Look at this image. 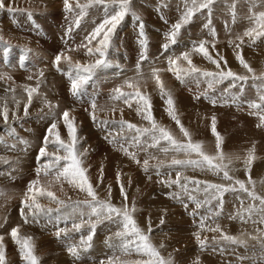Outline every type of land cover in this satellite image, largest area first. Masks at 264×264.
<instances>
[{"label":"rangeland","instance_id":"rangeland-1","mask_svg":"<svg viewBox=\"0 0 264 264\" xmlns=\"http://www.w3.org/2000/svg\"><path fill=\"white\" fill-rule=\"evenodd\" d=\"M70 2L75 9L76 0ZM79 3L84 4L86 0H79ZM4 4L5 7L0 8V38L3 41L0 43V112L6 106L9 119L5 122L0 115V235L4 236L6 264H26L10 235L14 227H19L20 236L32 238L39 264H107L109 258L114 264H132L137 259H147L135 251L125 254L114 247L120 243L114 235L120 226L103 217L96 223L91 247L78 248L79 258L70 255L68 247L79 246L81 237L86 238L91 231L88 223H84L80 231L72 228L74 222L88 219L90 209L82 202L91 198L67 183H63V191L59 184L51 186L64 204L37 197L45 213L51 209L50 213H38V218L33 219L24 208L29 183L37 179V169L48 159L41 158L39 152L45 146L51 124L56 123L61 138L68 141L62 119L65 111L74 118L77 148L84 154V167L98 198L110 201L117 208L127 205L131 210L134 206L133 215L139 226L147 230L151 223L152 243L163 257H170L173 264H264V247L259 240L251 239V236H260L257 229L264 230V224L253 223L264 215L259 200H252L234 180H225L223 172L215 174L206 167L172 165L173 158L186 159L184 154L171 150L165 141L149 147L152 143L150 134L140 135L127 128V123L140 128L150 127L149 122L137 114L136 103L133 101L129 107L123 99H112L114 89L118 87L123 86L125 93L134 91L124 82L137 77L136 66L144 51L141 41H146L148 60L141 65L143 78L137 79L140 80V91L151 99L152 115L158 125L170 130L177 140L186 142L180 127L168 115L166 100L150 78L152 67L164 70L160 72L161 79L171 91L176 114L193 141L202 142L209 154L216 153V138L211 131L212 117H215L217 132L223 139L222 150L233 157L231 163L227 159L223 161L228 165L230 175L244 181L249 191L264 197V122L260 120L264 113L249 106L251 102L259 103V96L264 94V79H252L253 75L260 77L264 74V38L253 43L244 37L243 44L237 39L253 26L252 13L264 11V0H214L210 12L208 9L197 11L187 24L182 25L174 44L169 41L168 34L192 7L191 0H131L132 11L112 36L106 64L93 69L92 79L80 95H73L71 91L68 70L77 61L88 65L94 64L98 58L88 54L87 48L81 45H87L86 37L105 18L104 7L94 5L86 15L79 17L78 9L73 12L65 10L64 0H4ZM213 30L215 35H212ZM201 41L207 42L206 48L212 58L220 61V69L193 50V45ZM5 43L11 49L7 58L2 55ZM166 43L167 51L162 47ZM237 44H240L239 48ZM94 45L95 41L88 47ZM184 52L189 53L193 65L201 73L231 70L249 79L247 82L237 81L236 87H231V79L212 83L209 87L211 78L202 74L178 80L167 71L168 59L180 57L178 65L187 69L189 65L182 59ZM238 53H242L253 72L241 66ZM58 54L70 56L72 63L62 59L58 69L54 63ZM23 58L27 59L26 62ZM29 88L37 89L30 104ZM92 101L97 104L95 122ZM121 120L126 122L123 127L119 123ZM54 135L55 130L52 136H48L47 151L50 154L56 152L57 146L52 143ZM114 141L122 143L128 153H135L140 163L130 158ZM164 147L169 148L167 153L162 151ZM253 147L256 159L249 173L243 158ZM57 154L63 155V152ZM236 156L241 159H235ZM192 158L197 159L194 155ZM145 159L149 160L147 171L143 166ZM178 172L179 184L170 183L176 180ZM249 179L253 183H249ZM40 180L41 185L48 187L43 173ZM192 180L201 183L196 185ZM204 182L230 185L236 190L224 193L221 208L218 200L210 199L214 190L204 192ZM121 184L127 193L126 201L121 195ZM206 199L210 202L203 203ZM196 201L202 206L197 208ZM78 202H81L79 207ZM250 205H255L251 219L245 211ZM22 208L27 223L21 215ZM238 212L243 214L244 220L237 215ZM202 217L206 225L203 231L200 230ZM92 219L95 221L96 217ZM216 226L223 233L244 240L246 247L224 241L219 232L207 230ZM65 228L67 236L61 232L58 237L57 231ZM198 231L202 239L207 237L206 248L202 249L195 238L194 233ZM161 244L164 245L162 248Z\"/></svg>","mask_w":264,"mask_h":264},{"label":"snow or ice","instance_id":"snow-or-ice-1","mask_svg":"<svg viewBox=\"0 0 264 264\" xmlns=\"http://www.w3.org/2000/svg\"><path fill=\"white\" fill-rule=\"evenodd\" d=\"M192 7L188 8L184 15L182 16L180 22L176 23L170 33L168 34V39L171 43L176 42V36L179 33L183 24H187L191 18L195 15L197 11L202 9H208L211 11V5L214 3V0H191ZM131 0H86V3L80 4L79 0H76L75 9H78L79 12L77 15L79 17H83L86 15L87 10L94 5H101L105 10V18L103 21L92 31V33L86 37L87 45H81L82 47H86L88 54L97 55L98 58L95 60L94 64L84 65L80 62H76L74 66L70 67L68 70V76L71 80V91L73 95H80L83 92L84 86H86L93 76V69L99 67L101 65L106 64V54L107 50L111 45L112 36L115 33L117 26L121 23V21L128 15L129 12L132 11ZM5 7L4 0H0V8ZM64 7L67 12H73L75 9L73 8V4L70 0H64ZM109 8L112 9L109 12ZM133 15H135L133 13ZM139 19V17H136ZM253 26L249 27L244 31L241 36H237V39L240 41V44L244 43V37H247L253 43L260 39L264 38V11H260L258 13L253 12L251 16ZM77 26L79 25V20L76 21ZM141 35H143V24H140ZM212 35H215L214 30L212 31ZM95 41L94 47H88L89 45H93ZM2 38H0V43H2ZM142 47L144 51L141 53V57L138 60L136 66L137 77L143 78V72L141 65L144 61L148 60L147 56V44L146 41H141ZM206 41H201L198 44L193 45V50L203 54V56L208 59L211 63L215 64L218 69H220V61L217 59H213L209 54L206 48ZM240 44H237L236 47L239 48ZM215 45L213 44V47ZM163 49L167 51L168 44L162 45ZM11 51L10 47L5 43L3 55H7ZM26 55V54H25ZM67 60L70 64L72 63L70 56H63V54H58L55 57V65L59 69V65L61 60ZM180 57L169 58L168 64L169 67L167 71L172 72L178 80L183 81L185 77L192 76L194 74H202L204 77H210L211 81L209 82V87L212 86V83L222 82L225 79H231L232 85L231 87H236V82H247L249 79L248 76L238 75L233 73L231 70L228 71H219L217 73L204 71L201 73V70L193 65L192 60L190 59L189 53L184 52L182 54V59L187 62L189 67L187 69L181 68L178 65V60ZM222 59V57H221ZM237 59L239 60L242 67L248 70V72H253V69L249 66V64L245 61L242 53L237 54ZM227 62L225 61V64ZM164 71L163 69L152 67L150 72V78L155 81L162 98L166 100L167 104V112L168 115L176 122V124L180 127V131L183 133V136L186 138V142H181L177 140L170 130L158 125L156 120L152 115V105L151 99L148 95L143 94L140 91V80L137 77H131L124 82V84L129 89H133V92L125 93L122 91V87H118L114 89V95L112 99L121 100L127 104L129 107H132V102L134 101L137 105V114L142 115L144 119H146L150 127L148 128H140L135 124L127 123V128L129 130H135L136 133L140 135L150 134L152 143L149 144V147H156L161 143V141L167 142L168 145L171 146V150L177 153H183L186 159H177L173 158L171 160V164L174 166L181 167H201L207 168L215 174H219L223 172V178L228 181H233L235 184L239 185V189L243 192H246L252 200H259L260 202V211L264 213V197L258 196L254 191H249L246 187L245 182L239 179H235L232 175H230L228 170V165L224 164V160H228L229 163L232 162L233 157L226 155L222 150L223 139L216 129V120L215 117H212V127L211 131L216 138V153L209 154L206 152L204 145L202 142L193 141L190 132L183 127L181 124L177 114L174 103V98L172 96L171 91L167 90L163 80L161 79L160 72ZM43 73H41V76ZM252 79H264V74L260 77L253 75ZM243 86L240 87V92H243ZM36 88L27 89L28 93V103H31L33 93H36ZM258 102H251L250 107L254 109H258L261 113H264V94L259 96ZM215 100L212 101L215 104ZM51 106V105H50ZM91 107L93 109L92 119L96 121L95 112L97 110V104L95 101L91 102ZM102 110V109H101ZM25 115H27V106L25 107ZM115 111V108L112 109ZM5 122L8 121V109L5 106L3 111L0 112ZM62 119L67 128L68 132V141L63 140L57 130V124H51L48 129V136H52L55 130L54 143L56 147V152L49 153L47 151V145L49 143L48 136L45 137L44 144L45 146L40 149L39 156L41 158L48 157L47 161L41 165L40 168L37 169V179L33 180L29 183L28 191L26 193V198L23 201L24 208H27L29 213L32 214L33 219H37L38 213L48 214L52 210L48 209L45 213L42 205L37 201V197H47L52 201L57 202L59 204H64V201L59 200L56 192L51 190V186L55 184L60 185V190L63 191V183H67L69 186L78 189L81 192H85L88 197L91 198L90 201H84L83 206L90 209L88 213V219L85 221L81 219L80 223H73L72 228L76 231H80L81 227L84 223H88L91 226V231L87 235V237H81L80 245H71L68 247V252L70 255L79 258L78 248L83 247L85 249L91 247V241L93 239V234L95 231L96 223L100 222V219L103 217L105 219L113 220V222H117L120 226V230H118L114 235L120 241L119 245H114V247L119 248L125 254H130L132 251L140 257H147V259H137L132 264H173L172 259L169 257L166 259L163 257L159 251V249L152 243L151 240V232L152 227L151 223L147 227V230L142 229L137 220L135 219L133 213L136 211L133 206L131 210L127 207V205L122 208H117L112 205L108 200H100L98 195L89 180L87 175V169L84 167L83 153L78 151V137H77V129L75 126L74 118H70L69 113L65 111L63 113ZM260 120L264 122V114L260 115ZM101 123L106 124L107 121H102ZM121 126L126 123L123 120L119 122ZM22 143H25L21 141ZM114 143L118 144L120 149L124 151L126 154L130 156L136 163H140L138 159H136L135 153H128L127 149L124 147L122 143L119 141H114ZM63 152V155L57 154L59 152ZM163 152L167 153L169 151L168 147H164L162 149ZM193 155L197 157V159H193ZM235 159H241L239 156H236ZM256 159L255 156V148L248 150L246 157L243 158V163L245 165L246 171L250 173L252 164ZM63 161V163H61ZM143 166L145 171L148 170L149 160L145 159L143 161ZM158 167V166H157ZM43 173V176L48 181V187L41 185L40 175ZM102 179V174H101ZM120 174H117V180L119 181ZM180 182V173H177V178L175 181H171L170 183ZM193 184L199 185L200 181H191ZM249 183H253L251 179L248 181ZM205 183L204 192L209 193L210 190H214L210 193V199L218 200L220 207H223V195L228 191H235L236 189L231 187L230 185L223 184H208ZM121 195L124 196L125 201L127 200V193L124 189V185L121 184ZM182 188H185V185H181ZM109 195H111V187L109 186ZM195 200V197H192ZM31 201V203H29ZM210 200L206 199L203 203H209ZM81 202L77 203V207L80 206ZM197 208L201 207L202 204L200 201H196ZM24 208L21 209V215L24 216L25 222H28L27 216L24 213ZM255 210V205H250L245 209L248 213V218H252V214ZM81 217L84 216V212L81 211ZM240 216L241 220H244V216L242 213H237ZM92 217H96V220L93 221ZM234 218V217H230ZM204 219L201 218L200 230L203 231L206 229V225L204 224ZM247 222V221H244ZM161 224L164 223L163 219L160 221ZM253 223L264 224V215L257 220H253ZM207 230L212 232H219L222 239L234 245H240L246 247V242L242 239H239L236 236L227 235L222 232L219 226L207 228ZM61 232L67 236L68 230L60 229L57 231L56 235L59 237ZM257 232L260 233V236H251L253 240H259L261 246L264 247V230L257 229ZM11 238L15 244L19 246V250L21 253V257L26 261V264H39V259L35 255V245L31 237H22L19 235V227H14L10 232ZM195 238L200 245V247H207V237L201 238L200 231L194 233ZM164 245L161 244L162 248ZM6 248L4 244V236L0 235V264H6ZM238 259L243 260L244 257H238ZM116 261H119V257H116ZM107 264H114L113 259L109 258ZM128 264V262H125Z\"/></svg>","mask_w":264,"mask_h":264},{"label":"built area","instance_id":"built-area-1","mask_svg":"<svg viewBox=\"0 0 264 264\" xmlns=\"http://www.w3.org/2000/svg\"><path fill=\"white\" fill-rule=\"evenodd\" d=\"M121 65H123V64H121ZM87 87H88V85H87ZM88 91H89V89H88ZM90 91H92V90H90Z\"/></svg>","mask_w":264,"mask_h":264},{"label":"bare ground","instance_id":"bare-ground-1","mask_svg":"<svg viewBox=\"0 0 264 264\" xmlns=\"http://www.w3.org/2000/svg\"><path fill=\"white\" fill-rule=\"evenodd\" d=\"M130 24V23H129ZM116 31V30H115ZM72 45V44H71ZM75 45V44H74ZM57 53V52H56ZM96 56V55H95Z\"/></svg>","mask_w":264,"mask_h":264}]
</instances>
